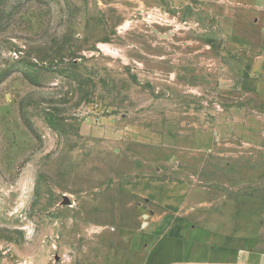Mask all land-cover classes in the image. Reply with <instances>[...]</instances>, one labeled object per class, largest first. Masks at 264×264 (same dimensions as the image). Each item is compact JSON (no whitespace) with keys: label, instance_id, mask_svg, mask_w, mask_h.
<instances>
[{"label":"rangeland","instance_id":"374dc122","mask_svg":"<svg viewBox=\"0 0 264 264\" xmlns=\"http://www.w3.org/2000/svg\"><path fill=\"white\" fill-rule=\"evenodd\" d=\"M250 1L0 0V264H142L126 183L155 132L185 130L188 104L228 113V154L198 161L229 164L227 243L264 254V9Z\"/></svg>","mask_w":264,"mask_h":264},{"label":"crops","instance_id":"0c3cea01","mask_svg":"<svg viewBox=\"0 0 264 264\" xmlns=\"http://www.w3.org/2000/svg\"><path fill=\"white\" fill-rule=\"evenodd\" d=\"M249 5L264 9V0H251ZM185 107L183 112L189 114L185 130H179L176 137L155 132V153H145L142 171L126 183L148 214L146 219L142 214L146 225L142 227L141 222L140 230L133 234L131 250L138 251L142 264H264V254L251 249L236 252V244H228L221 231L223 216L216 203L227 196H217L215 188L226 186L220 173L228 163L205 166V161H198L202 155L228 154L215 146L228 138V113L201 104ZM244 125L241 120L234 124L243 129ZM245 131L255 134L248 125ZM202 210L205 212L199 213Z\"/></svg>","mask_w":264,"mask_h":264},{"label":"water","instance_id":"95a60500","mask_svg":"<svg viewBox=\"0 0 264 264\" xmlns=\"http://www.w3.org/2000/svg\"><path fill=\"white\" fill-rule=\"evenodd\" d=\"M64 202L67 203V204L70 203V201H69L68 199H65ZM140 204H141V203H140ZM145 207H146V206H145ZM143 218H144V219L148 218V214H147V213H144V214H143ZM145 225H146V220H144V221L142 222V227H144Z\"/></svg>","mask_w":264,"mask_h":264}]
</instances>
